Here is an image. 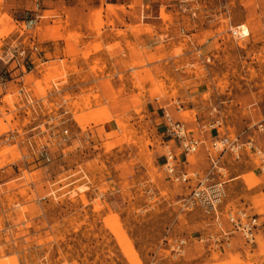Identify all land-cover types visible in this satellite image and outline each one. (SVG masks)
Segmentation results:
<instances>
[{"label":"rangeland","instance_id":"obj_1","mask_svg":"<svg viewBox=\"0 0 264 264\" xmlns=\"http://www.w3.org/2000/svg\"><path fill=\"white\" fill-rule=\"evenodd\" d=\"M107 1L127 5L109 12L127 9L139 21L131 27L139 39L127 44L130 61L115 62L116 75L100 79L105 65L98 60L87 72L68 63V56L81 54L88 65L103 46L79 51L69 43L63 56L60 42L80 35L64 38L60 19L49 27L54 14L42 22L45 41L59 43L55 54L37 43L42 29L31 30L34 24L12 56L0 57L10 88L0 105V136H16L0 141V264H264V172L253 151L238 161L223 159L225 204L255 215L259 224L253 244L238 239L228 250L196 242L217 228L198 211L180 210L194 183L175 184L162 169L163 110L191 129L221 119L217 130L252 138L264 153V134L256 129L264 119V0ZM91 21L99 36L101 9ZM241 24L246 37L234 30ZM17 31L11 17L0 15V53L2 40ZM106 49L122 53L119 44ZM27 57H35V70L12 82L24 74ZM20 86L34 109L22 102ZM90 115L100 118L89 122ZM79 116L88 123H78ZM61 127L70 134L64 149L51 137ZM47 144L50 163L38 154ZM177 165L205 173L207 153L201 148ZM177 239L189 241L181 258L170 251Z\"/></svg>","mask_w":264,"mask_h":264},{"label":"built area","instance_id":"obj_2","mask_svg":"<svg viewBox=\"0 0 264 264\" xmlns=\"http://www.w3.org/2000/svg\"><path fill=\"white\" fill-rule=\"evenodd\" d=\"M39 10V2H36L34 13H38ZM36 20L37 18L34 17L32 20L26 21L25 29L31 28ZM32 50L37 55L39 54L36 45L33 44ZM21 54H24V51ZM9 55L12 56L10 48H6L0 53V57L4 58ZM2 59L0 58V61ZM27 61L28 64L22 66L23 73L31 74L35 70L34 63L30 57H27ZM38 61H40V58ZM7 83L8 80L0 75V88H4ZM18 94L24 104L34 109L33 98L26 93L25 87L21 86ZM64 113L68 114L69 111L66 110ZM162 121L164 137L162 141L164 148L162 169L165 175L175 184L194 183L190 193L179 201L180 210L184 212L198 211L207 222V226L217 228L216 235L200 236L196 239V242H211L216 248L228 250L232 247L234 238L238 236L248 245L253 244L259 228L258 219L255 215H250L243 209L227 207V204H225L227 198L226 182L221 178L223 176L221 171L225 170L223 168L224 158L231 157L233 160L238 161L244 152L253 151L254 155L259 157L261 170L264 172V153L255 148L253 140L243 143L240 141L241 135L231 136L229 133L217 130V128H221V119L211 123L197 124L195 129H191L186 122L174 119L166 110H163ZM256 129L259 133L264 134V119L256 124ZM214 130H216V135L210 140L203 138L205 133H211ZM15 137L14 132H9L1 135L0 141H10ZM51 137L55 147L64 149L70 140L69 130L61 127L56 131H52ZM48 148L47 144L46 148L42 147V151H38V154L43 160L50 163L51 159L46 151ZM201 148H204L207 153L208 170L205 173L179 170L177 165L179 161L184 160L185 163H188L189 158L196 155ZM224 224L227 226L224 227ZM188 242L186 239H177L172 242L170 251L174 257H184Z\"/></svg>","mask_w":264,"mask_h":264},{"label":"crops","instance_id":"obj_3","mask_svg":"<svg viewBox=\"0 0 264 264\" xmlns=\"http://www.w3.org/2000/svg\"><path fill=\"white\" fill-rule=\"evenodd\" d=\"M141 1L144 2L145 0ZM149 1L150 0H148V2ZM36 2H39L40 5V10L37 14L34 13ZM118 5L126 4H122L120 2H108L107 0H0V15L6 14L11 17L14 25L18 29V31L15 32V34L10 38H8L7 40H2V43L4 45L3 48H10L12 50V48L17 45V42H21L22 44L26 42L27 37L21 39V35H24L26 34L25 32L30 31L25 30V25L27 23L26 16H28V18H37V20L35 21V26L31 30H36L37 26H41L40 28L42 29V31L41 33H38V36H36L37 43L47 44L44 46L46 54L48 53V48L49 50L50 48L52 50V52L49 53L55 54L56 47L54 45H59V43L54 44L52 43V41H45L44 35L46 33L44 30H46V26L45 22H42V20L46 19L47 14H54L55 16L49 18V27L53 26V22H55L57 19H60L63 22L61 34L64 38L73 33L80 35V37L76 39L77 42H68L65 39L64 41L60 42V45L62 46L63 56L64 51L69 43L70 46L73 45V47H77V50L79 51L86 50L90 45H93L94 43H100L103 46L102 50L91 54L87 61L88 65H85L86 61L82 59L81 54H75L73 57L68 56V63L74 62L79 71L87 72L89 70L88 67L92 65L94 61L98 60L100 62V65H105V69L103 70L102 74H99V78L101 79L107 76H114L116 75V71L118 69L114 63L122 61V58H124L125 61H130V54L127 50V44L130 43L134 45L136 44L137 39H139L136 38L135 33H133L131 30V27L138 25L139 21L129 16V13H131L130 10L125 9L126 13L115 11V13L113 14L112 12H109V8ZM100 9L103 26L100 29V35L98 36L97 32H95L93 28L91 14L94 11H100ZM16 14L19 20H15L14 15ZM50 19L52 20L50 21ZM21 24H23V28L20 27ZM242 27L246 26L241 24L235 27L234 30L240 29ZM246 29L248 30L247 27ZM118 32H123V35H118ZM248 35L249 30L247 36ZM115 44L120 45L122 49L121 54H118V50L113 53L107 51V47L113 46ZM30 58L33 59L35 57ZM27 75L29 74H20L19 76H17V79L12 82L23 81ZM12 82H9V85ZM9 89L10 88H8L7 86L3 88L0 101H2L3 97H5ZM249 140L253 139L247 138L246 141H243L240 137V141L243 143H247ZM238 239L241 240L240 237L236 236L234 238V241Z\"/></svg>","mask_w":264,"mask_h":264},{"label":"bare ground","instance_id":"obj_4","mask_svg":"<svg viewBox=\"0 0 264 264\" xmlns=\"http://www.w3.org/2000/svg\"><path fill=\"white\" fill-rule=\"evenodd\" d=\"M247 33H248V30L246 29V27H243V28H241V29H239L238 30V33H237V35H239V36H241V37H246L247 36ZM240 37V38H241ZM57 78V77H56ZM84 118V119H83ZM98 118H100L99 117V115L98 116H96V115H90V118H88L89 119V122H90V120H94V119H98ZM103 118V117H102ZM109 119V118H108ZM76 121L78 122V123H83V122H87L88 120H87V116H84V117H78V118H76ZM102 121H104V120H100L99 119V122H102ZM93 122H95V121H93ZM88 123V122H87ZM98 123V122H97ZM82 127V126H81ZM7 152H5V154H6ZM4 154V155H5ZM117 235V234H116ZM120 238V237H119ZM119 238H117V239H119ZM120 243V242H119ZM129 256V255H128Z\"/></svg>","mask_w":264,"mask_h":264},{"label":"trees","instance_id":"obj_5","mask_svg":"<svg viewBox=\"0 0 264 264\" xmlns=\"http://www.w3.org/2000/svg\"><path fill=\"white\" fill-rule=\"evenodd\" d=\"M15 20H19L17 17H15Z\"/></svg>","mask_w":264,"mask_h":264}]
</instances>
